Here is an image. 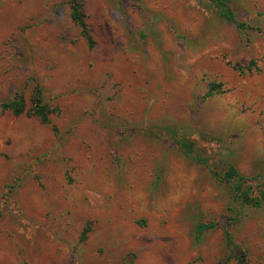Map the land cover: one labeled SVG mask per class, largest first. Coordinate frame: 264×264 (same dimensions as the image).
I'll use <instances>...</instances> for the list:
<instances>
[{"label":"rangeland","instance_id":"1","mask_svg":"<svg viewBox=\"0 0 264 264\" xmlns=\"http://www.w3.org/2000/svg\"><path fill=\"white\" fill-rule=\"evenodd\" d=\"M228 2L245 30L213 0H83L90 47L70 0H0V264H264V197L225 179L264 193V0Z\"/></svg>","mask_w":264,"mask_h":264},{"label":"trees","instance_id":"2","mask_svg":"<svg viewBox=\"0 0 264 264\" xmlns=\"http://www.w3.org/2000/svg\"><path fill=\"white\" fill-rule=\"evenodd\" d=\"M215 6L218 9V13L221 17L231 22H234L238 29L245 30L248 24L236 16L234 9L230 6L228 0H213ZM70 9H71V18L74 23L80 28L81 34L87 40V43L90 47L95 45V39L91 32L90 25L87 21V15L84 10L83 0H70ZM262 31L264 35V30ZM247 69L250 70L251 67L247 66ZM219 85L217 83H212L207 95L213 94L214 91H219ZM33 113L40 117L44 122H50L49 114L53 109L49 108L47 104L44 103V96L42 93V88L39 84L36 85L33 97ZM27 107L26 99L23 94H18L15 98L10 101L2 102L1 108L3 110H10L14 114H22L25 112ZM181 145L187 146V140L181 142ZM225 179L232 182L233 192L235 197L244 204L257 206L261 203L264 193L261 195H252L250 188L252 185H246L252 178L247 177L243 174H240L236 169L227 171ZM90 230V227H86L83 230L82 237L87 236V232ZM227 244L230 246L231 250L235 252L237 250V244L234 242L232 234L230 231H226ZM241 263H244V257L241 258Z\"/></svg>","mask_w":264,"mask_h":264}]
</instances>
